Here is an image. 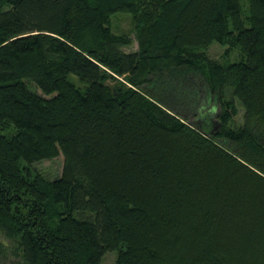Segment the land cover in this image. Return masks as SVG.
<instances>
[{"label":"trees","instance_id":"trees-1","mask_svg":"<svg viewBox=\"0 0 264 264\" xmlns=\"http://www.w3.org/2000/svg\"><path fill=\"white\" fill-rule=\"evenodd\" d=\"M111 251L264 264V0H0V264Z\"/></svg>","mask_w":264,"mask_h":264},{"label":"rangeland","instance_id":"rangeland-1","mask_svg":"<svg viewBox=\"0 0 264 264\" xmlns=\"http://www.w3.org/2000/svg\"><path fill=\"white\" fill-rule=\"evenodd\" d=\"M112 18H113L112 19L113 29L118 33H128L134 40L135 32L133 29L134 26H133L132 17L128 14L123 13V14H116ZM137 47H138V42L137 40H135V42L131 46H127L125 48L129 51H134L136 50ZM211 47L212 48L209 51L210 56L212 58L215 57V58L223 59L222 54L224 53L226 47H222L217 42H215L214 45ZM229 58H231L232 60H236L237 58H239L238 51L236 52L231 51ZM206 109L207 108H205L204 111ZM218 110L219 108H217L216 111H214V113H211L210 111H208L209 114H213V120L215 122L214 125H217L218 123V119H216ZM243 117H244V109L239 104V115L236 117L235 122L239 124V122H242ZM63 164H64V156L63 154H61L60 156L52 158L51 160H42L41 162H37L33 164L32 166L34 167V169L40 172L42 171L47 177H50L53 179L62 174L63 168H64ZM116 258H117V253L114 251H111L104 256L101 264H115ZM13 263L14 262L11 260H7V261L1 260V264H13Z\"/></svg>","mask_w":264,"mask_h":264}]
</instances>
